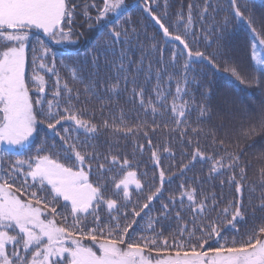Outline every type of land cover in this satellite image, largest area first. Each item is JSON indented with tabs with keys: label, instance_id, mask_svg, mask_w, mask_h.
Here are the masks:
<instances>
[{
	"label": "snow or ice",
	"instance_id": "1",
	"mask_svg": "<svg viewBox=\"0 0 264 264\" xmlns=\"http://www.w3.org/2000/svg\"><path fill=\"white\" fill-rule=\"evenodd\" d=\"M229 4L234 18L245 23L259 43L264 45V38H260L262 34L254 27L253 17L245 15L246 6L242 10L238 0H229ZM90 7L96 8L97 15L93 18L85 11L86 18L99 24L110 16L119 17L125 10V0H103L102 6L92 4ZM75 8L70 0H0V264H264V222L243 237L235 238L240 236L236 225L245 219L242 181L246 177L245 166L237 153H226L225 161L224 156H207L199 147L194 149L189 163L197 159L205 160L211 164V173H219L223 169L232 172L229 183L237 196L220 210L215 219L205 223L207 213L216 207L215 195L209 204L207 198L197 200L195 188L184 189L182 185L180 203L183 205L185 197L189 202V209L194 213L192 227L182 224L171 243L162 231L153 226L159 221H148V229L153 235L137 236V229L134 228L137 218H142L141 213L148 216L145 210L161 195L165 182L163 169L159 171V186L149 190L144 203L137 202L135 206L131 205L130 187L134 185L136 190L143 192L145 186L127 158L121 161L116 156L105 157L103 163L97 162L96 180L91 178L92 161L96 160V156L70 142L73 137L63 125L67 123L93 135L98 131L97 125L91 119H85L83 110L72 104V89L67 81L61 86L55 53L39 40V48L31 49L32 75H28L32 33L42 32L57 44L70 42ZM144 10L152 16L165 37L183 46L187 57L185 69L189 66L188 61L199 59L207 60L221 71L212 56L198 49L194 51L185 38L193 27L191 5L183 35L179 30L170 31L164 20L155 15L151 0H145ZM179 19H184L183 14H179ZM227 23L226 19L225 26ZM119 28V31L116 27L109 29L111 43L128 37V29L123 25ZM252 49L256 64L264 71V58L255 53V44H252ZM175 58L176 53L173 52V61ZM63 67L69 70L72 79H79L76 68L69 65ZM41 71L56 77L55 97L59 98L61 91L67 93V106L59 102L54 105L47 100V80L45 75L40 74ZM222 71L234 77L239 84H260L258 78L251 81L245 79L236 66L227 62ZM176 92L179 96V86ZM139 97L143 106L142 90ZM157 97L162 103L166 99L159 92ZM185 103L178 105L173 100L171 104L177 126L185 117ZM149 107L153 113L157 112L156 106L150 102ZM200 111L203 115L207 109L202 107ZM40 124L46 125L54 136L60 138L64 150L57 151L55 143L48 145L45 141L34 155L21 157L14 149H23L31 144ZM57 126L61 128L58 130ZM108 126L105 121L104 127ZM113 127L116 131L135 135L141 126L133 128L123 124L122 127ZM261 133H264V115L259 127L252 124L240 129L245 138ZM144 135L147 137V132ZM75 139L78 140V137ZM148 143L152 144L151 139ZM220 143L223 144L222 141ZM140 147L142 149L143 146ZM164 150L171 154L170 149ZM152 157L159 166L160 157L156 150L152 151ZM5 159L8 160V171L3 168ZM106 164L120 168L119 178L111 176L109 179L117 194H123V204L105 196L107 185L104 174L114 171ZM183 167L187 169L188 164ZM235 169H239V180ZM260 173L264 180V168L260 169ZM169 203L175 204L176 200L170 199ZM161 207L164 218H167L169 205L162 204ZM260 207L264 209V197ZM101 208L108 214L104 221L100 217ZM197 217L201 218L200 223H197ZM177 218L181 219L179 213ZM228 228L235 236L226 234Z\"/></svg>",
	"mask_w": 264,
	"mask_h": 264
},
{
	"label": "trees",
	"instance_id": "2",
	"mask_svg": "<svg viewBox=\"0 0 264 264\" xmlns=\"http://www.w3.org/2000/svg\"><path fill=\"white\" fill-rule=\"evenodd\" d=\"M128 2L122 14L110 18V23L103 21L94 29L84 28L82 35H76L78 41L74 47L58 48L48 39L33 35L29 46L28 75H32L31 49L39 48V40L55 53L61 86L64 81L68 82L72 89V104L83 110L85 119H91L97 125L98 131L94 135L82 129L77 130L67 123L63 125L73 137L70 142H75L78 149L96 156V160L92 161L91 178L94 181L97 162L103 163L105 157L111 156L121 161L127 158L145 186L143 192L136 190L134 185L130 187L131 205L135 206L137 202L144 203L149 190L159 186V171H165L160 197L145 210L148 216L141 213L142 218H137V225H134L137 236L153 235L148 229L149 219L159 221L153 226L163 232L169 243L182 224L192 227L194 213L189 209V202L185 197L183 205L180 203L182 185L184 189L195 188L197 200L207 198L209 204L215 195L216 207L207 213V219L203 222L215 219L220 210L237 196L233 185L229 183L232 172L223 169L219 173H211L210 162L200 159L193 163L189 161L196 147L207 156H224L225 161L226 153L239 154L246 171L242 181L245 219L236 225L240 236L235 238L239 239L264 222V209L260 207L261 198L264 197V180L260 173V169L264 168V133L252 138L240 134V129L249 125L259 127L261 116L264 115V71L253 58L252 44H255V53L261 58H264V45L259 43L245 23L234 18L229 0H151L155 15L164 20L170 31L179 30L182 35L191 5L193 27L185 38L194 51L198 49L212 56L221 71L207 60L199 59L188 61L189 66L185 69L187 57L183 46L163 35L152 16L144 10L145 0ZM238 3L242 10L246 6L245 15L253 17L254 27L262 34L260 38H264V0H238ZM80 6L86 7L87 4ZM179 14H183V20L179 19ZM120 25L128 29V37L111 43L109 29L116 27L119 31ZM173 52L176 53L175 61ZM226 62L236 66L245 79L251 81L258 78L259 86L239 84L234 77L222 71ZM63 65L76 68L79 79H72L71 73ZM40 74L45 75L47 80V100L54 105L59 102L67 106V93L61 91L60 97H55L56 77L43 71ZM177 86L181 88L179 96ZM141 90L143 106L139 97ZM157 92L166 98L163 103L157 97ZM173 100L178 105L186 102L185 117L179 126L171 111ZM149 102L156 106V113L152 112ZM202 107L207 109L203 115L200 111ZM105 121L108 127H104ZM123 124L141 127L135 135L114 130L113 126L122 127ZM57 127L58 130L61 128ZM61 135H64L62 131ZM45 141L48 145L55 143L57 151L64 150L60 138L54 136L46 125L40 124L33 142L27 148L14 151L26 158L34 155ZM165 148L170 149L171 154ZM4 149L8 151L7 147ZM153 150L160 157L159 166L152 157ZM185 164H188L187 169L183 167ZM106 167H112L114 171L104 174L107 185L105 196L123 204V194H117L109 179L111 176L119 178L120 168L110 164H106ZM3 168L8 171L7 159ZM235 173L239 180V169H235ZM170 199H175L176 203H169ZM162 204L169 205L167 218H164ZM177 213L181 219L177 218ZM107 216V212L101 208V221L106 220ZM196 219L197 223L201 222L200 217ZM226 234L235 236L231 228L226 230Z\"/></svg>",
	"mask_w": 264,
	"mask_h": 264
},
{
	"label": "flooded vegetation",
	"instance_id": "3",
	"mask_svg": "<svg viewBox=\"0 0 264 264\" xmlns=\"http://www.w3.org/2000/svg\"><path fill=\"white\" fill-rule=\"evenodd\" d=\"M102 2H103V0H81L80 2H79V0H70V3L76 5L75 13H74V19H73V23L71 26L73 38L75 37L77 40L76 35H82L83 29L86 27L91 28V29L99 27L100 24H97V23H93L91 25V23L93 21L88 20L84 13H85V11H87L88 15L95 18L97 15L96 8L90 7V5L95 4L97 7H100V6H102ZM129 3L130 2H128V0H125L126 5H129ZM82 4H87V6L86 7L80 6ZM52 43H53V41H52ZM53 46L58 47V48L66 47V46H62L61 44H54V43H53Z\"/></svg>",
	"mask_w": 264,
	"mask_h": 264
},
{
	"label": "rangeland",
	"instance_id": "4",
	"mask_svg": "<svg viewBox=\"0 0 264 264\" xmlns=\"http://www.w3.org/2000/svg\"><path fill=\"white\" fill-rule=\"evenodd\" d=\"M81 0H79V2H80ZM130 1V0H129ZM125 9H126V4H125ZM112 17H115V16H110L109 18H108V20H106V21H104L105 23L106 22H108L109 20H110V18H112ZM102 23H103V21H101ZM100 22V24H102ZM93 24V22L91 23V25ZM39 32V31H38ZM40 33H42V32H40ZM33 35H35L34 33H32V35H31V38H30V41H29V46H30V44H31V42L33 41V39H34V36ZM75 38V37H74ZM73 38V36H71V38H70V42L69 41H65V42H63V43H59V44H61L62 46H72V47H74V46H76V44H77V41L78 40H76V38L74 39ZM53 43L54 44H57V43H55L54 41H53ZM33 140H34V138H33ZM33 140H32V142H33ZM31 142V143H32ZM30 145V144H29ZM29 145H26L24 148H27ZM4 147H7V145H5ZM8 148V147H7ZM23 148V149H24ZM14 150H22V149H14Z\"/></svg>",
	"mask_w": 264,
	"mask_h": 264
},
{
	"label": "water",
	"instance_id": "5",
	"mask_svg": "<svg viewBox=\"0 0 264 264\" xmlns=\"http://www.w3.org/2000/svg\"><path fill=\"white\" fill-rule=\"evenodd\" d=\"M37 33V32H36Z\"/></svg>",
	"mask_w": 264,
	"mask_h": 264
}]
</instances>
